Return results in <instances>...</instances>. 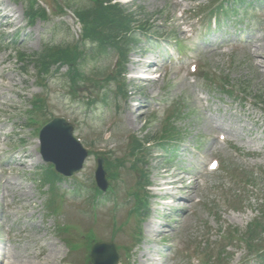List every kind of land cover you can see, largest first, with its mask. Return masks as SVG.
<instances>
[{
  "label": "rangeland",
  "instance_id": "rangeland-1",
  "mask_svg": "<svg viewBox=\"0 0 264 264\" xmlns=\"http://www.w3.org/2000/svg\"><path fill=\"white\" fill-rule=\"evenodd\" d=\"M46 1L53 10L62 7L66 13L57 15L54 11L47 22L37 20L30 25L22 2L10 0L3 7L7 6L11 14L18 11L17 19L10 17L16 19L14 25L4 26L7 21L0 15V58L5 59L0 64V246L6 245L7 260L18 263L20 259L21 264H86L89 245L74 252L70 242L82 243L91 231L96 242L113 239L121 245L117 247L121 249L122 264L141 263L149 254L163 264H201L197 259L191 262L189 255H197L196 251L204 247L210 255H217L223 244L221 227L244 232L259 216V204L264 200V110L251 98L239 100L241 94L228 97L220 93V88L203 86L197 72L189 70V64L207 62L206 69L211 73L214 69L227 74L236 84L245 83L246 91L257 93V99L264 92V57L256 55L262 54L261 46L264 47V0L239 3L238 13L201 35L198 27L191 25L190 11L199 10L198 6L208 4L207 0H120L136 13L141 12L140 16L162 11L158 22L166 24L169 33H176L179 40L187 39L189 51L182 59L177 56L174 41L141 42L143 48L131 53L126 99L117 97L114 85H101L107 98L93 107L87 104L89 99L96 100L89 91H95L93 86L100 89L96 77L113 68V51L107 45L102 48L77 38L80 24L71 8L76 0ZM224 43L227 45L222 46ZM44 46L78 47L81 81L88 88L81 87L76 95L72 94L67 64H60L59 71L52 66L51 74L41 78L33 65L25 66L18 60L17 51L30 55ZM170 57L175 60L165 62ZM151 61L156 64H152L155 69L150 72L155 70L160 75L165 66L166 76L156 81H130L132 73L147 68ZM151 76L156 77L153 73ZM10 85L11 90L5 89ZM39 95L46 98L39 114L41 120L65 115L75 124V132L85 146L93 152L111 150L117 156L124 155L131 134L143 137L150 132L157 138L162 118L171 105L184 100L189 111L177 122L182 140L174 152L167 154L153 145L150 164L145 166L150 171L151 207L149 217L142 223L143 241L139 246L131 248V232L138 219L131 214L135 201L129 197L128 186L142 180V174L123 168L115 193L100 197L94 207L87 200L97 166L96 153L89 157L82 172L65 181L52 166L38 161L39 143L34 131L37 124L30 123L28 110L32 99ZM132 108L136 111L131 116ZM216 125L225 130L216 129ZM222 135L226 136L224 144ZM170 154H174L172 160ZM214 158L219 159L220 166L212 171L208 163ZM246 172L257 177L256 187L239 182ZM163 181H171V186H158L170 204L158 198L160 192L155 185ZM49 187L57 194L64 193V197H57V213L48 209L52 195ZM167 191L171 195H164ZM5 192L8 196H4ZM1 219H8L10 226L2 227ZM150 223L164 232L149 233ZM62 226L68 233L62 234ZM55 249L57 255L48 256ZM228 249L230 258L222 259L224 263L241 264L246 260L244 243L235 241ZM212 262L218 263L216 259ZM247 264L262 263L250 258Z\"/></svg>",
  "mask_w": 264,
  "mask_h": 264
},
{
  "label": "trees",
  "instance_id": "trees-1",
  "mask_svg": "<svg viewBox=\"0 0 264 264\" xmlns=\"http://www.w3.org/2000/svg\"><path fill=\"white\" fill-rule=\"evenodd\" d=\"M36 11L38 10L29 11L28 14L31 18L34 17L33 13ZM40 12L43 13V10H40ZM76 12L84 25L83 40L98 42L100 44L108 42L109 45L116 46L120 31L129 29L131 24L136 22L135 18L128 13L127 9H120L118 6L112 5L111 0H90L86 8L79 7L76 9ZM78 57L77 49H54L46 46L41 53L31 55L30 58L34 59L29 60V62H33L40 73L43 71L45 73L49 72V68L59 62L69 63V76L72 82H76L80 76L78 68L76 67ZM123 73L124 68L119 71L118 75L121 76ZM107 160H109L110 164H113L109 158ZM252 229L254 227H251L248 231L250 232Z\"/></svg>",
  "mask_w": 264,
  "mask_h": 264
},
{
  "label": "water",
  "instance_id": "water-1",
  "mask_svg": "<svg viewBox=\"0 0 264 264\" xmlns=\"http://www.w3.org/2000/svg\"><path fill=\"white\" fill-rule=\"evenodd\" d=\"M42 135L43 138L48 139V149H47L46 158H48V160L52 159L56 161L57 169L60 172H62L65 175H72L73 171L81 168L82 161L86 156V151L82 148L79 141L73 137L72 127L67 122H65L64 119L62 118L57 119L49 123L47 126L43 128ZM70 146L71 148L76 149L79 152L80 156L67 153V151L65 150L67 147ZM100 170L97 173V180L99 185L103 189H105L106 182L105 179L103 178V175H100ZM98 247L99 246L96 245L93 248L91 254L93 260H95L96 257L95 252Z\"/></svg>",
  "mask_w": 264,
  "mask_h": 264
},
{
  "label": "bare ground",
  "instance_id": "bare-ground-1",
  "mask_svg": "<svg viewBox=\"0 0 264 264\" xmlns=\"http://www.w3.org/2000/svg\"><path fill=\"white\" fill-rule=\"evenodd\" d=\"M0 5H1V3H0ZM6 8H7V7H6ZM16 14H17V12H15V15H16ZM12 15H14V14H12ZM15 15H14V16H15ZM6 16L8 17V15H6ZM16 19H17V18H16ZM261 48L263 49V53H262V54H256V55H258V56H263V57H264V47L261 46ZM3 60H4V58H0V64L3 62ZM262 63L264 64V61H262ZM0 77H3V75H2L1 72H0ZM10 78H11V79H14V76H11ZM13 83H14V85L16 84V80H15V79H14V82H13ZM9 88H10V89H9ZM9 88H5V89L11 90L12 86L10 85ZM135 111H136V108H132V109L129 110V114L132 116V115H134ZM38 159H40L39 155H38ZM152 231H156V229L153 227ZM36 255H37V254H36ZM51 255H57V249H55V250H51V251L49 252L48 256H51ZM7 257H8V255H6V250H5L3 247H0V264H21V263H20V261H21L20 259H17L18 263H16V262H12V261H10V260H7ZM28 257H30V256H28ZM101 259H102L103 261H105V260H106V254L101 255ZM28 260H29V258H28ZM154 260H155V258L149 256L148 259H146V260H144V261H145L147 264H154V263H153Z\"/></svg>",
  "mask_w": 264,
  "mask_h": 264
}]
</instances>
